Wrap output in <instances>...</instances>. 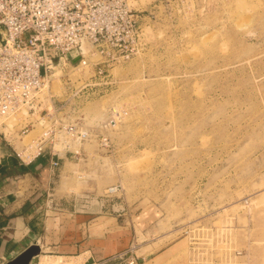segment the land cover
I'll use <instances>...</instances> for the list:
<instances>
[{
	"label": "rangeland",
	"instance_id": "rangeland-1",
	"mask_svg": "<svg viewBox=\"0 0 264 264\" xmlns=\"http://www.w3.org/2000/svg\"><path fill=\"white\" fill-rule=\"evenodd\" d=\"M129 1L136 53L102 79L67 65L50 82L61 114L91 131L66 195L89 192L77 208L94 212L99 199L98 211L120 214L137 254L153 239L183 264H264V0ZM112 108L126 114L109 126ZM42 130L36 122L23 145Z\"/></svg>",
	"mask_w": 264,
	"mask_h": 264
},
{
	"label": "built area",
	"instance_id": "built-area-1",
	"mask_svg": "<svg viewBox=\"0 0 264 264\" xmlns=\"http://www.w3.org/2000/svg\"><path fill=\"white\" fill-rule=\"evenodd\" d=\"M137 11L129 0H0V125L18 113L37 116L19 119V136L27 135L36 122L41 134L16 151L30 163L47 146L59 165L61 154L84 156L83 144L91 131L78 120L65 118L54 104L50 82L58 67L71 69L91 66L95 79L107 76L114 64L135 53L139 26ZM89 45L91 50L85 46ZM88 53L96 56L89 58ZM73 55V56H72ZM66 91L79 96L77 87L66 73ZM125 110L111 109L107 125H116ZM24 124V125H23ZM100 145L108 142L101 134ZM117 185L106 189L109 195ZM89 264H140L134 248H128L103 260Z\"/></svg>",
	"mask_w": 264,
	"mask_h": 264
},
{
	"label": "crops",
	"instance_id": "crops-1",
	"mask_svg": "<svg viewBox=\"0 0 264 264\" xmlns=\"http://www.w3.org/2000/svg\"><path fill=\"white\" fill-rule=\"evenodd\" d=\"M18 130L5 121L0 125V264L33 243L41 251L29 264H44L57 257H77L89 264L128 249L131 238L126 240L129 230L121 226L120 214L101 213L105 205L99 199L90 202L96 206L94 212L77 208L79 202L92 197L89 192L74 198L66 195L69 160L75 157L63 153L54 166L56 156L47 146L39 157L25 163L16 153L23 145ZM152 240L140 248V264H183V259H173V250L155 249Z\"/></svg>",
	"mask_w": 264,
	"mask_h": 264
},
{
	"label": "water",
	"instance_id": "water-1",
	"mask_svg": "<svg viewBox=\"0 0 264 264\" xmlns=\"http://www.w3.org/2000/svg\"><path fill=\"white\" fill-rule=\"evenodd\" d=\"M40 251L41 248L39 244L33 243L22 252H20L17 256L5 262L4 264H29L33 257L38 255Z\"/></svg>",
	"mask_w": 264,
	"mask_h": 264
},
{
	"label": "bare ground",
	"instance_id": "bare-ground-1",
	"mask_svg": "<svg viewBox=\"0 0 264 264\" xmlns=\"http://www.w3.org/2000/svg\"><path fill=\"white\" fill-rule=\"evenodd\" d=\"M140 27H141V25H140ZM142 30V29H141ZM141 30H140V32H141ZM140 35V34H139ZM138 42V41H137ZM136 53V52H135ZM113 67V66H112ZM101 143V142H100ZM107 145V144H106ZM122 186V185H121ZM122 188V187H121ZM110 197V196H109ZM113 198V197H112ZM47 260V259H46ZM45 260V261H46ZM61 260V258L60 257H57V258H54V259H52V258H49L46 262L44 261V263L45 264H58L57 262H59Z\"/></svg>",
	"mask_w": 264,
	"mask_h": 264
}]
</instances>
